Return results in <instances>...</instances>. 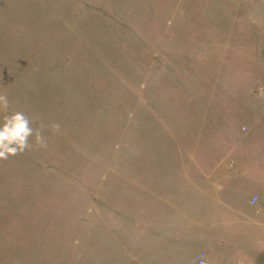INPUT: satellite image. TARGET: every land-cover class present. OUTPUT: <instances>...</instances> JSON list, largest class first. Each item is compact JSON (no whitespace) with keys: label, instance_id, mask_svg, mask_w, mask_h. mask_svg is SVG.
I'll return each mask as SVG.
<instances>
[{"label":"rangeland","instance_id":"374dc122","mask_svg":"<svg viewBox=\"0 0 264 264\" xmlns=\"http://www.w3.org/2000/svg\"><path fill=\"white\" fill-rule=\"evenodd\" d=\"M263 29L264 0H0V94L47 141L0 160V264H190L214 165L181 167L237 155Z\"/></svg>","mask_w":264,"mask_h":264},{"label":"crops","instance_id":"0c3cea01","mask_svg":"<svg viewBox=\"0 0 264 264\" xmlns=\"http://www.w3.org/2000/svg\"><path fill=\"white\" fill-rule=\"evenodd\" d=\"M256 34V58L248 61L254 74L250 80H244L243 88L238 91L236 108L237 148L236 156L221 158L213 161H199L195 155H188V165L181 167L187 175L188 185L193 183V175L197 171H206V167L197 163H212L214 176L212 179L201 177L200 184L204 185L206 202L191 210L203 211L199 214L201 239L196 241V248L191 258L203 254L208 264H264L260 249L264 248V188L259 180L264 181V172L260 164L264 157L256 154L254 148L261 140L264 131V58L258 55L264 48V29L253 32ZM251 41L246 40L242 46L248 48ZM255 53V52H254ZM252 55L253 57L255 56ZM241 69V67H240ZM240 75L241 71H240ZM236 145V143L234 144ZM236 173L222 171V163L234 158ZM236 160V161H234ZM264 169V167H263ZM259 176H261L259 178ZM258 179V180H257ZM195 179V187H197Z\"/></svg>","mask_w":264,"mask_h":264},{"label":"clouds","instance_id":"9594fccd","mask_svg":"<svg viewBox=\"0 0 264 264\" xmlns=\"http://www.w3.org/2000/svg\"><path fill=\"white\" fill-rule=\"evenodd\" d=\"M10 101L5 94H0V160L19 155L33 147L44 148L47 141L43 128H34L33 120L23 111L11 110ZM51 128L59 131L60 125L53 123Z\"/></svg>","mask_w":264,"mask_h":264},{"label":"built area","instance_id":"2783aa9c","mask_svg":"<svg viewBox=\"0 0 264 264\" xmlns=\"http://www.w3.org/2000/svg\"><path fill=\"white\" fill-rule=\"evenodd\" d=\"M191 264H208V263L204 259L203 254L200 253V254H196L194 256V258L192 259V263Z\"/></svg>","mask_w":264,"mask_h":264}]
</instances>
